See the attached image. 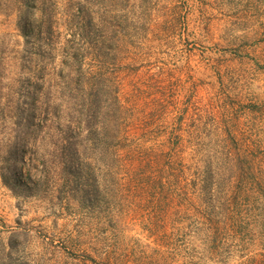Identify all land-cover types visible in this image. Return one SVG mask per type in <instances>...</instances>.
I'll use <instances>...</instances> for the list:
<instances>
[{
  "label": "rangeland",
  "instance_id": "374dc122",
  "mask_svg": "<svg viewBox=\"0 0 264 264\" xmlns=\"http://www.w3.org/2000/svg\"><path fill=\"white\" fill-rule=\"evenodd\" d=\"M0 264H264V0H0Z\"/></svg>",
  "mask_w": 264,
  "mask_h": 264
}]
</instances>
